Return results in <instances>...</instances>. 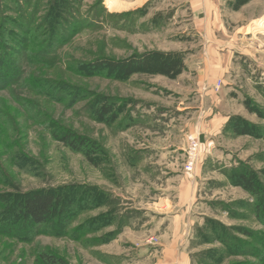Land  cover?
Masks as SVG:
<instances>
[{
	"label": "rangeland",
	"instance_id": "rangeland-1",
	"mask_svg": "<svg viewBox=\"0 0 264 264\" xmlns=\"http://www.w3.org/2000/svg\"><path fill=\"white\" fill-rule=\"evenodd\" d=\"M71 2L75 12L56 20L62 43L39 63L31 37H46L51 0H0V27L15 39L6 50L25 39L31 53L16 54L21 83L0 90V196L54 189L74 206L62 224L0 237V264H40L41 250L69 264H158L173 240L190 264H215L205 251H220L219 264H264V214L230 176L249 171L264 187V0ZM207 58L211 72L228 68L210 86L199 74ZM171 62L178 74L159 72ZM37 80L54 94L37 92ZM200 110L243 119L256 136L225 125L199 135ZM61 129L94 144L92 162L57 140ZM189 135L200 152L187 173ZM220 227L249 244L236 247L246 255L221 250Z\"/></svg>",
	"mask_w": 264,
	"mask_h": 264
},
{
	"label": "trees",
	"instance_id": "trees-1",
	"mask_svg": "<svg viewBox=\"0 0 264 264\" xmlns=\"http://www.w3.org/2000/svg\"><path fill=\"white\" fill-rule=\"evenodd\" d=\"M71 4V0H53V3L51 0V4H49L48 7L49 10L47 9L46 12L51 14L49 18V20H51H48L49 23L47 28L45 27L46 32H44V35H46V37L40 39V41H37V37H31L33 43L39 42L34 47L38 54H36L34 58L39 56L35 62L42 63L44 56L53 54L56 51L57 45L62 43L60 42L61 38L59 39V35H57L61 29H58L59 25L56 20L61 19L65 13L72 14L75 12L74 9L70 7ZM3 8L6 9L5 6ZM28 33L29 31L27 30L23 32L25 35ZM4 35L5 32L3 28L0 27V90L7 88L12 89L21 83L24 76L23 71H25L24 63L15 58L17 56L16 54L22 53L24 57L27 53L24 52V48L22 47L25 39H20V48H17L18 51L10 48L6 50V44L15 42V39H10V35L7 37ZM23 38L25 37L23 36ZM24 47L26 48V46ZM39 47H42V49ZM43 48L44 51L40 54ZM30 55L31 53L25 57L29 59ZM128 70L126 72H128ZM159 72L171 76L176 75L179 72V64L175 62H171V64L164 63ZM37 82L38 85L35 84L36 91L41 95L46 94V92L47 94H54L52 91L54 85L52 83L43 82V84H41L42 81L40 80H37ZM247 109L252 112L248 106ZM227 128L236 135L256 136L257 128L240 118L229 119L224 126V129ZM56 138L68 150L73 153H78L92 162L91 154L94 152V144L92 142L78 137L65 129H61ZM260 174L264 177V170L260 171ZM230 176L233 178L232 185L241 188L253 199L256 216L260 217V215L264 214V187L258 184L254 174L249 171H242L234 173L233 175L231 174ZM10 194L9 196H0V237L10 236L20 239L24 236L25 230L33 229L38 226H55L56 224H62V222H65V220L70 217L74 208L73 204L66 205L62 195L54 189H39L26 193L16 192ZM212 231L214 233H217V231L220 232L218 235L215 233L214 238L216 242L222 246L221 250L224 248L226 251L231 252L230 254H237L233 251L238 250L236 248L237 246L250 248L249 244L238 240L236 241L233 238L229 241V234L227 230L222 227L219 229L212 228ZM240 251L241 250H238V252ZM219 252L220 251H215L214 254H211L213 252L207 253L205 251L202 255H204V259H209L213 263L219 264V262L221 263V259H216ZM239 254L246 255L244 251H241ZM37 258L40 264H69L64 258L50 250L39 251ZM190 259H192L191 255Z\"/></svg>",
	"mask_w": 264,
	"mask_h": 264
},
{
	"label": "crops",
	"instance_id": "crops-1",
	"mask_svg": "<svg viewBox=\"0 0 264 264\" xmlns=\"http://www.w3.org/2000/svg\"><path fill=\"white\" fill-rule=\"evenodd\" d=\"M210 15V14H209ZM209 63H212L208 58L204 60L202 63V69L200 70L199 74H202L200 77L203 82H206L208 86H210L213 82V77H217L219 79H222L223 76H225L228 72L227 64L218 63V67L215 69L216 71L211 72L209 71ZM223 84L225 83V80L223 79ZM209 95H211L212 91L209 89L207 91ZM196 124L197 126L194 128V130H198L199 135L204 131L208 134H215L218 133L223 126L227 122V116L222 115L220 113H213L211 110L209 114L205 115V112L198 113ZM202 130V131H201ZM188 181L182 180L181 185L179 186V193H178V199H179V208H185L187 209V206L191 201H193V190L190 189V185L188 186ZM169 202V201H168ZM165 207H169L167 201L164 202ZM179 238V236H176ZM178 245L180 243L176 242V240H173V243L171 245H168L165 247V250H162V257L161 261H159L158 264H190L189 262V256L188 253H183L181 250L178 249ZM164 249V248H163Z\"/></svg>",
	"mask_w": 264,
	"mask_h": 264
},
{
	"label": "built area",
	"instance_id": "built-area-1",
	"mask_svg": "<svg viewBox=\"0 0 264 264\" xmlns=\"http://www.w3.org/2000/svg\"><path fill=\"white\" fill-rule=\"evenodd\" d=\"M199 152H200L199 136L189 135L187 137L186 161L184 166L185 172L190 173L193 171V168L197 163Z\"/></svg>",
	"mask_w": 264,
	"mask_h": 264
}]
</instances>
